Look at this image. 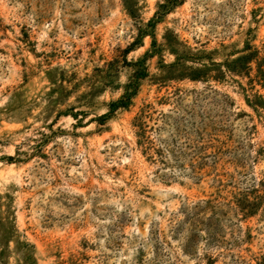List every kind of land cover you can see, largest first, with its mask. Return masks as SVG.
Listing matches in <instances>:
<instances>
[{
	"label": "rangeland",
	"instance_id": "rangeland-1",
	"mask_svg": "<svg viewBox=\"0 0 264 264\" xmlns=\"http://www.w3.org/2000/svg\"><path fill=\"white\" fill-rule=\"evenodd\" d=\"M165 2L0 0V264H264V0Z\"/></svg>",
	"mask_w": 264,
	"mask_h": 264
},
{
	"label": "trees",
	"instance_id": "trees-1",
	"mask_svg": "<svg viewBox=\"0 0 264 264\" xmlns=\"http://www.w3.org/2000/svg\"><path fill=\"white\" fill-rule=\"evenodd\" d=\"M178 3V0H166V2L161 6V12H156L154 17H160L162 16L164 13H167L169 11V9L171 7H173L174 5H176ZM150 23H154V21H150ZM264 80V79H263ZM130 85H128L125 88V92L124 94L117 100V101H113L109 104V110L107 113L101 115V117H99L97 120L98 124L102 125L110 115H112L116 109L118 108H126L130 105L131 99L133 97V95L136 92V89H132L131 91H129L130 89ZM75 116V115H74ZM133 126L136 129V134L139 137V141L138 144H143L144 142L147 143H151L150 141L147 140L145 133H146V128L147 125L145 123V115L141 114L140 116L136 117L133 121ZM149 158H153V155H150ZM159 159H161V157H159ZM12 160V159H10ZM152 160H157V159H152ZM207 202H204V204H206ZM248 214V213H247Z\"/></svg>",
	"mask_w": 264,
	"mask_h": 264
}]
</instances>
